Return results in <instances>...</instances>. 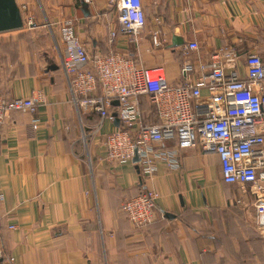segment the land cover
<instances>
[{
    "label": "crops",
    "instance_id": "crops-1",
    "mask_svg": "<svg viewBox=\"0 0 264 264\" xmlns=\"http://www.w3.org/2000/svg\"><path fill=\"white\" fill-rule=\"evenodd\" d=\"M142 1L146 29L134 44L120 32L111 40L118 29L112 0H17L25 27L0 33V93L8 100L34 96L40 107L35 114L15 109L0 125V263L264 264L252 185L226 180L219 154L183 149L179 169L159 162L147 177L137 163L104 159L115 110L94 133L100 116L73 103L60 36L61 21L72 19L92 56L131 54L163 66L173 84L183 81L185 58L181 46L172 47L175 35L198 42L194 61L208 63L229 46L245 78L248 56L264 58V0ZM154 34L162 45L153 44ZM147 188L159 194L157 219L140 230L122 205Z\"/></svg>",
    "mask_w": 264,
    "mask_h": 264
},
{
    "label": "built area",
    "instance_id": "built-area-1",
    "mask_svg": "<svg viewBox=\"0 0 264 264\" xmlns=\"http://www.w3.org/2000/svg\"><path fill=\"white\" fill-rule=\"evenodd\" d=\"M112 2L118 9V29L110 33L111 40L120 32L139 44L147 21L143 1ZM60 36L64 45L62 68L72 101L79 112L100 116L94 133L100 131L113 110L120 118V126L103 140L107 162L121 165L134 162L138 156L134 163L147 177L156 173L159 162L179 169L183 149L197 146L206 153L215 152L222 158L226 180L241 184L243 189L252 185L256 225L264 229V58L251 53L244 64L246 76L240 78L234 49L219 48L208 63L194 61L191 54L199 44L191 41L181 46L185 55L183 81L173 84L163 66L148 67L131 54L111 50L92 56L77 36L72 19L61 21ZM152 36L155 46L162 45L161 36ZM228 68L233 70L229 73ZM143 99L155 109V120L144 114ZM39 107L40 101L34 96L7 101L0 93V125L15 109L35 114ZM32 121L38 128L39 118ZM158 197L157 191L147 188L123 202V211L136 228L145 229L157 219ZM3 256L0 235V258ZM8 261L13 263L15 258L11 256Z\"/></svg>",
    "mask_w": 264,
    "mask_h": 264
},
{
    "label": "water",
    "instance_id": "water-1",
    "mask_svg": "<svg viewBox=\"0 0 264 264\" xmlns=\"http://www.w3.org/2000/svg\"><path fill=\"white\" fill-rule=\"evenodd\" d=\"M84 3L85 0H83ZM25 27L24 17L21 8L18 5L17 0H0V33L9 32ZM186 43L185 39L181 36L175 35L172 43V47L182 46ZM116 105L120 102L114 101ZM115 118L116 126H120L121 121L118 118L117 113L112 115ZM139 161V157L134 158V162Z\"/></svg>",
    "mask_w": 264,
    "mask_h": 264
},
{
    "label": "trees",
    "instance_id": "trees-1",
    "mask_svg": "<svg viewBox=\"0 0 264 264\" xmlns=\"http://www.w3.org/2000/svg\"><path fill=\"white\" fill-rule=\"evenodd\" d=\"M6 100L9 101L8 99H6ZM143 110H144V114H145V112H148L147 117H149V118H151L153 120L156 119V117H155L156 116V112H155V109L153 108V106L149 105V107H147V108H146V106H144Z\"/></svg>",
    "mask_w": 264,
    "mask_h": 264
},
{
    "label": "rangeland",
    "instance_id": "rangeland-1",
    "mask_svg": "<svg viewBox=\"0 0 264 264\" xmlns=\"http://www.w3.org/2000/svg\"><path fill=\"white\" fill-rule=\"evenodd\" d=\"M26 14H27V13H26ZM40 20H41V21H44V18H43L42 15H41V19H40ZM40 20H39V21H40ZM33 21H34V19H33ZM50 40H52L54 46H57V45H58V48H59V49H62V48H60V47H62V46H61V41L59 42L57 38H56V39H53V38H52V39H50ZM58 42H59V43H58ZM59 44H60V46H59ZM145 106H146V108L149 107V103H146ZM148 111H149V110H148ZM145 115H146V117H147L148 112H145Z\"/></svg>",
    "mask_w": 264,
    "mask_h": 264
}]
</instances>
